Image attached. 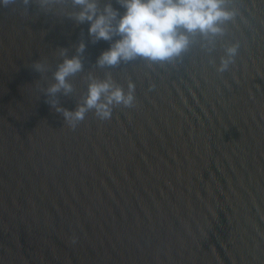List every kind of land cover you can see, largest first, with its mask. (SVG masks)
<instances>
[{
	"label": "water",
	"instance_id": "water-1",
	"mask_svg": "<svg viewBox=\"0 0 264 264\" xmlns=\"http://www.w3.org/2000/svg\"><path fill=\"white\" fill-rule=\"evenodd\" d=\"M228 7L214 46L196 34L163 64L100 68L119 37L93 43L72 0L0 5V264H264V0ZM80 42L73 93L50 96L60 52ZM109 73L136 85L111 120L91 110L73 129L52 108L74 111L88 76Z\"/></svg>",
	"mask_w": 264,
	"mask_h": 264
},
{
	"label": "clouds",
	"instance_id": "clouds-1",
	"mask_svg": "<svg viewBox=\"0 0 264 264\" xmlns=\"http://www.w3.org/2000/svg\"><path fill=\"white\" fill-rule=\"evenodd\" d=\"M25 4L28 0H24ZM45 3L46 0H41ZM101 0H72L78 12L69 15L76 23L90 22L88 34L92 42L100 40L113 41L111 46L98 57L100 68H111L121 62L142 58L149 64L161 63L181 57L190 49L191 37L199 34L213 45L212 38L224 34L222 27L226 22L234 21L238 15L236 10L229 9V0H118L125 9L123 15L113 7L111 2L100 7ZM15 0H0V5L14 4ZM214 46V45H213ZM86 48L84 42L76 46L78 55L69 57L67 49L60 52L63 62L53 73L54 83L46 90L50 96L63 91L67 96L73 93L70 78L83 71L81 55ZM240 45L233 44L224 49L216 65L218 73H225L235 65ZM211 50V49H209ZM36 71L46 72L43 63L34 65ZM87 92L82 102L74 111L68 110L52 100V108L62 113L66 123L75 129L84 121L89 111L94 110L101 121L112 118L113 108L118 105L131 107L135 100V83L129 81L128 91L116 84L111 74L105 79L88 76Z\"/></svg>",
	"mask_w": 264,
	"mask_h": 264
}]
</instances>
